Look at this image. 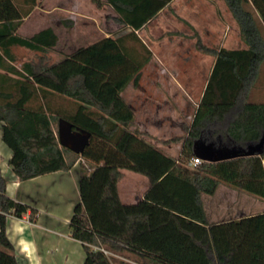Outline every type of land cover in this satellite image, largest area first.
I'll list each match as a JSON object with an SVG mask.
<instances>
[{"label":"trees","instance_id":"trees-1","mask_svg":"<svg viewBox=\"0 0 264 264\" xmlns=\"http://www.w3.org/2000/svg\"><path fill=\"white\" fill-rule=\"evenodd\" d=\"M37 1L24 0L28 7L22 8L14 0H0L1 139L20 181L84 162L79 200L67 223L70 236L83 246L82 264H264V211L209 222L201 199L220 183L264 198V101L251 97L264 73V0H224L244 48L195 43L214 62L185 134L170 140L181 142L176 157L144 138L121 95L129 83L138 85L151 57L135 31L171 0H104L115 20L130 30L79 46L52 63L46 56L58 40L52 27L30 36L17 33ZM12 47L42 53L17 67ZM59 98L68 104L56 102ZM60 117L90 132L81 153L59 145ZM196 140L236 154L190 167ZM261 140L260 152L245 153ZM121 169L149 181L135 202L125 203L118 195ZM6 181L0 167V264H19L7 217L20 218L29 210L33 221L36 210L11 198Z\"/></svg>","mask_w":264,"mask_h":264},{"label":"crops","instance_id":"crops-1","mask_svg":"<svg viewBox=\"0 0 264 264\" xmlns=\"http://www.w3.org/2000/svg\"><path fill=\"white\" fill-rule=\"evenodd\" d=\"M99 1H101L100 6L93 2L89 3L91 11L93 8L109 11L98 14L97 18H89L95 27L94 34L98 36L83 45L103 37H120L130 30L115 20V11L104 3V0ZM135 32L153 54L148 62L155 59L157 63H162V61L170 63L173 61V54L180 52L202 53L195 46L197 40L208 46L213 38L215 48L245 47L240 37L238 24L224 0H171ZM230 38H237L240 44L235 46ZM83 45H78L76 48ZM213 62L214 56H211V64ZM251 97L254 101H264V73L260 75L252 88ZM1 125L0 122V167L7 180L5 191L14 200L36 210L33 221L29 219V210L20 218L12 215L7 217V235L14 245L19 264H69L72 249L66 246V238L58 228V217L54 210L58 206L60 197L64 196L68 184L73 181L77 184L79 175V170H76L77 164L69 171L50 172L20 181L7 163L11 151L1 139ZM218 147L225 148L226 146ZM168 155L175 157L172 153ZM73 171L76 173L75 177L66 176ZM121 172L123 173L122 179L125 175L124 169H121ZM129 180L131 184L133 180L136 181L137 185L130 190L128 188L122 190L123 197L120 196L118 190L121 201L124 199L125 203L140 199L149 186V181L144 175L138 179L131 176ZM138 184H140L139 187ZM201 199L209 222H219L264 211V198L225 183H220L211 195L202 194ZM78 200L79 192L75 202ZM68 237L73 239L71 236Z\"/></svg>","mask_w":264,"mask_h":264},{"label":"rangeland","instance_id":"rangeland-1","mask_svg":"<svg viewBox=\"0 0 264 264\" xmlns=\"http://www.w3.org/2000/svg\"><path fill=\"white\" fill-rule=\"evenodd\" d=\"M14 1L22 8L28 7L24 0ZM90 2L95 3L93 0H38L32 11L22 18L17 33L30 36L42 28L52 27L58 40L56 45L46 52V56L49 63L56 62L73 51L76 46L86 44L98 36L94 34L95 27L89 18H97L98 14H104L109 10L93 8L91 11ZM230 40L235 46L240 44L237 38ZM207 47H216L213 38ZM12 52L15 56L13 64L17 67L24 61L36 60L42 53L22 47H12ZM152 55L151 52V57ZM208 55L203 52L186 54L180 52L173 54V61L170 63L163 61L157 63L158 61L154 59L141 68L138 85L129 83L121 93L123 99L134 110L133 125L144 133L146 140L165 153L174 154L175 157L179 153L181 142L171 143L170 140L184 135L185 128L191 121L196 108L195 103L198 102L212 65V55ZM59 99L56 102L68 104L67 101ZM76 164V170H79L84 162ZM124 171L125 175L118 183L121 197H123L122 190L127 188L130 190L137 185L134 180L131 184L129 178L132 176L138 179L142 176L127 169ZM66 176L75 177L76 173L73 171ZM76 199H78V186L73 181L68 184L64 196L60 197L58 206L54 210L58 217V228L65 235L66 246L72 249L69 264H82L84 257L82 244L68 237L70 230L67 222L72 203Z\"/></svg>","mask_w":264,"mask_h":264},{"label":"water","instance_id":"water-1","mask_svg":"<svg viewBox=\"0 0 264 264\" xmlns=\"http://www.w3.org/2000/svg\"><path fill=\"white\" fill-rule=\"evenodd\" d=\"M90 132L74 126L68 120L60 117L57 121V139L60 146H63L74 153H81L89 142ZM262 140L255 144H250L245 150L246 154L260 152ZM194 152L203 160L216 161L228 158L236 154L235 149L215 147L212 143H205L203 140L194 142Z\"/></svg>","mask_w":264,"mask_h":264},{"label":"built area","instance_id":"built-area-1","mask_svg":"<svg viewBox=\"0 0 264 264\" xmlns=\"http://www.w3.org/2000/svg\"><path fill=\"white\" fill-rule=\"evenodd\" d=\"M201 160L202 159L200 157H198V156L192 157L187 162V165L190 166V167L195 166L196 164L200 163ZM104 252L107 253L106 251H104Z\"/></svg>","mask_w":264,"mask_h":264}]
</instances>
